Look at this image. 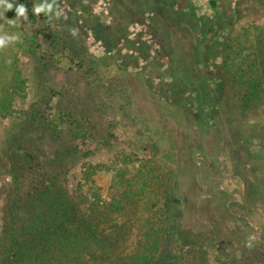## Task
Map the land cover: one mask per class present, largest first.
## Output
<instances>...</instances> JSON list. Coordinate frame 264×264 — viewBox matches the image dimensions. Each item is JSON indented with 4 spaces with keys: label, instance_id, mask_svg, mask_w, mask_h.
<instances>
[{
    "label": "trees",
    "instance_id": "obj_1",
    "mask_svg": "<svg viewBox=\"0 0 264 264\" xmlns=\"http://www.w3.org/2000/svg\"><path fill=\"white\" fill-rule=\"evenodd\" d=\"M219 1L209 0L215 15L197 19L202 39L192 49L200 69L193 70L201 83L194 87L177 79L160 93L168 108L176 105L196 115L206 128L221 121L219 106L226 104L229 86L233 107L226 105L233 118L249 119L264 108V27L246 28L235 38L236 15H229V4ZM18 2L26 5L34 31L29 35L23 28V18L15 26L0 20V34L19 37L0 49V120L16 128L0 158L11 178L1 210L0 264H156L164 252L179 264H264V234L255 233L244 213L248 201L264 203L257 178L241 179L244 192L238 198L243 206L229 201L224 211L228 200L207 203L200 196L205 187L200 174L189 187L186 164L175 159L185 147L180 132L175 134L179 146L164 135L156 141L149 119L137 107L134 116L141 119L149 140L130 141L128 152L113 154L122 142L113 123L119 109L106 100L117 91L101 83V71L87 60L82 43L87 27L94 24L87 17L80 25L86 31L75 32V41L62 34L55 15L61 0H46L57 7L39 16L32 7L45 0ZM70 6L76 21L80 3L73 0ZM6 16L14 19L15 11ZM99 26L103 30L96 26L94 37L110 53L107 27ZM21 54L34 59L37 81L33 102L23 111L18 105L25 103L29 87ZM54 71L64 73V88L49 86ZM129 89L126 82L117 92V99L124 95L119 108L128 107ZM163 116L173 117L168 112ZM132 124L140 131L137 122ZM101 152L109 157L94 164ZM102 172L112 174L107 195L96 184ZM233 206L241 211L236 213ZM193 213L206 217L201 224L206 233L197 234L188 223Z\"/></svg>",
    "mask_w": 264,
    "mask_h": 264
},
{
    "label": "rangeland",
    "instance_id": "obj_2",
    "mask_svg": "<svg viewBox=\"0 0 264 264\" xmlns=\"http://www.w3.org/2000/svg\"><path fill=\"white\" fill-rule=\"evenodd\" d=\"M18 1L22 2V0ZM72 1L61 0L60 9L55 12V15L57 12L61 13L58 21L62 34L64 36L69 34L76 41L79 38L73 35V30L75 32H83L81 29L87 30L83 32L85 41L82 43L87 47L85 49L88 55L87 60L91 64H96L101 71V83H104L109 91L112 88L119 92L126 82L131 88L126 91L128 107L117 106L124 99V93L122 98L117 99L121 95L115 92V97L111 96V101L106 100L111 107L119 109L113 123L118 128L119 142H122L118 144L121 146L114 148L113 154L128 152L127 146L130 141L149 140L150 134L141 130L144 128L141 119L137 118V120L134 116L133 108L137 107L142 117L149 119L147 121L153 129L149 132L155 134L156 141L157 138L163 140L165 137L179 146L175 134L177 131L180 132V143L185 147L183 146L180 155L175 159L181 164H186L184 175L189 187L196 174H200L205 184L200 196L207 203L211 204L216 198L222 201L228 200L225 205L221 203L224 205L222 207L224 211L230 208V202L239 205L238 195L240 191L244 192L242 178L248 180L257 178L256 189L264 190V108L250 115L249 119L233 118L231 109L226 105L233 103V94L229 86L226 104L219 106L221 121L218 120L214 126L206 128L196 115L186 113L176 105L168 108L160 95L167 82L177 79L194 87H198L201 83L199 75L197 76V72L193 70L200 68L193 62V59L199 56L195 55L192 46L202 39L199 37L197 19L215 15L209 8V0H78L81 9H78L76 21L74 15H71L73 14V8L70 6ZM219 3L229 4V15H232V12L234 16L236 15L232 29V35L235 38L240 36L246 28L257 25L264 27V5L261 0H220ZM87 17L92 22L91 25L94 24L92 28L87 27L91 30H85L83 26H80ZM78 20L80 22L76 27ZM101 24L107 27L106 31L109 33L108 47L113 48L110 53L103 42L94 37L96 26L100 31L103 30L99 26ZM22 26L29 35L34 31L30 20H23ZM20 56L21 67L29 87L25 103L18 105V108L23 111L33 102L34 86L37 81L34 59L26 54ZM221 61L219 59L217 63ZM65 82L64 73L54 71L52 81L48 84L52 88L59 89L64 88ZM130 90L135 96V103L132 101L133 96ZM82 94H87L84 87ZM165 112L173 117L163 116ZM133 120L137 122L140 131L134 130L136 125L132 124ZM118 122H120L119 125ZM227 122L228 127L224 124ZM15 131L13 122L0 120V158L7 142L15 135ZM108 157L109 155L101 152L92 161L94 164L102 163ZM3 163V161L0 162V220L1 210L5 204L4 197L11 182ZM80 167L79 164L77 168ZM112 180V174L109 173L102 172L96 176V184L103 190L104 195L111 192ZM248 204L249 208L244 212L247 219L255 233L264 234V208L262 206L260 208V205L264 204L263 201L259 204L253 200L248 201ZM233 207L236 213L241 211L239 207ZM188 219V223H191L197 234L203 230L206 231L201 227L206 217L193 213ZM156 264L179 263L177 259L169 258L164 252Z\"/></svg>",
    "mask_w": 264,
    "mask_h": 264
},
{
    "label": "clouds",
    "instance_id": "obj_3",
    "mask_svg": "<svg viewBox=\"0 0 264 264\" xmlns=\"http://www.w3.org/2000/svg\"><path fill=\"white\" fill-rule=\"evenodd\" d=\"M53 3L41 2V3H35L32 7V13L35 16H39L41 14L49 15L52 13L55 9ZM15 11V18L14 19H8L6 16V13L9 11ZM61 15L60 12L56 13V17L58 18ZM20 18H23L24 21L29 20L28 16V9L25 4L19 3L18 0L15 4L11 2V0H0V20L7 23L9 26H15L16 21ZM51 18V17H50ZM3 29V24H0V30ZM73 35H75V30H73ZM19 37L15 34L8 35V34H0V49L8 47L10 44H13L17 42ZM251 245H249L250 247Z\"/></svg>",
    "mask_w": 264,
    "mask_h": 264
},
{
    "label": "flooded vegetation",
    "instance_id": "obj_4",
    "mask_svg": "<svg viewBox=\"0 0 264 264\" xmlns=\"http://www.w3.org/2000/svg\"><path fill=\"white\" fill-rule=\"evenodd\" d=\"M210 4V3H209ZM210 7V6H209Z\"/></svg>",
    "mask_w": 264,
    "mask_h": 264
}]
</instances>
